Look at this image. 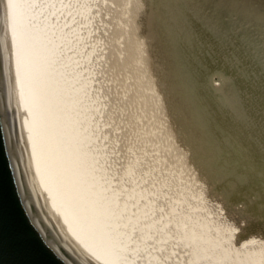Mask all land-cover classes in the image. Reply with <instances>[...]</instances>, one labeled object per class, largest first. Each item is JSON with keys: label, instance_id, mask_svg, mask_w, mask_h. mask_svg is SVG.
I'll use <instances>...</instances> for the list:
<instances>
[{"label": "rangeland", "instance_id": "rangeland-1", "mask_svg": "<svg viewBox=\"0 0 264 264\" xmlns=\"http://www.w3.org/2000/svg\"><path fill=\"white\" fill-rule=\"evenodd\" d=\"M88 4L80 17L83 25H88L85 26L88 34H73V40L76 42L80 36L79 41L85 47L89 39H95L96 56H100L84 71L86 80L82 87L87 89V98L81 99L78 95L75 99L79 100L78 108L99 106L95 113L79 109L90 117L89 128L80 126V132L97 130L100 143L104 144L99 147L103 157L96 160L103 159L105 163V159L113 158L114 164L118 160L114 167L117 178L107 182L113 193L107 200L114 211L102 213L107 219L104 223L113 220L118 211L116 221L125 214L130 215V221L120 224L128 238L142 235L145 229L152 234L151 226L149 230L140 221L142 217H138L137 209L132 210L137 207V199H141V204L145 207L147 204L148 216L155 215L157 220L156 215H160V223L164 220L160 224L163 239L152 242L146 236L154 251L166 254L160 255L163 264H174V259H181L184 264H203L202 261L205 264L220 261V264H264V38L250 25L238 24L236 31L231 25L238 15L216 0H88ZM132 85L145 89L136 90ZM160 105L163 106L160 108ZM176 105L183 115L171 112L178 110ZM69 107L73 112L77 108L76 105ZM167 130L168 138L162 140L166 144L160 142L158 150L154 141L143 142L160 131L166 136L163 133ZM107 134L115 136L113 142H107ZM161 145H165L167 152L160 155ZM193 158L199 159L197 165ZM201 179L205 180L201 182L204 189L192 197L195 188L199 190L197 183ZM131 180L135 183L133 186L129 185ZM169 197L173 198L172 211V203L167 202ZM129 199L132 201L127 203ZM150 202L154 205L149 207ZM131 221L134 223L129 226ZM167 227L172 231L166 232ZM181 238L186 241H179ZM173 248L174 255L170 257ZM196 248L198 254H195ZM114 249L111 253L115 262L120 263L124 260L122 256H129L125 248ZM226 249L234 250L233 254ZM135 252L133 255L138 254Z\"/></svg>", "mask_w": 264, "mask_h": 264}, {"label": "bare ground", "instance_id": "bare-ground-1", "mask_svg": "<svg viewBox=\"0 0 264 264\" xmlns=\"http://www.w3.org/2000/svg\"><path fill=\"white\" fill-rule=\"evenodd\" d=\"M88 5H89L88 0H0V38L3 48L5 63H6V80L10 93V101L12 103V107L15 113L16 126L18 129V137L21 145L20 148L23 154L25 171L30 186L31 188H33L35 197H37V200L39 201L40 206L42 207L43 214L48 220L50 226H52L53 229L56 232H58L60 237H62L63 241L67 244L69 248L79 253L87 262H89L90 264H163L160 261L161 258L160 255L166 256V254H164L163 251L161 252L159 250L154 251L153 250L154 248L149 246L151 245V243L148 240H146L147 239L146 236H149L152 239V242L153 239L156 240L158 238L159 240L160 238L163 239L164 233L161 229V226L164 220L163 222H161L162 223L161 224L160 215H156L157 220H154L155 215L148 216L150 214L145 212L147 208V204L146 207L144 206L143 203L141 204L142 202L141 199H137L136 202L137 207H134L132 210L137 209L136 211L139 214L138 217L139 218L142 217L140 221L144 222V226L146 227L151 226L152 234H150V232L148 233V230L145 229L144 232L142 231L143 232L142 235L139 234L141 235L140 240H138L139 235L137 234H136L137 236H135V234L133 235L134 237L133 239L131 236L128 238L126 236L128 234L126 233L124 234L125 231L124 232L122 231L121 229L122 226L120 227V224L122 221L123 222L130 221L129 219L130 215L125 214L124 218L123 216H121L122 219L119 221L117 220L118 221L117 222L115 217L118 215L117 214L118 211H116L117 213H114L113 220L111 221L109 220V222L104 223V221L107 219L106 216L102 215V213L105 211L106 214H109L110 212L114 211L110 207L112 204H110L109 201L107 200L113 194L110 192L111 185H109L110 183H108L107 185V182H110V180L113 181L115 180L114 178H117L116 177L117 171L114 170V167L116 164H118V160H116L115 162L116 164H114V162L111 163V160L113 158L111 159L107 158L106 160L105 157L104 158L105 163L103 162L104 161L103 159L102 162H100L101 160L100 161L96 160V157L98 159H101V157H103L102 156L103 153L100 151L99 147L103 146L104 144L102 145L100 143L101 142L100 135L98 134L97 130L91 131L89 129L88 132L87 130L84 133L80 132V128H81L80 126H82L81 129H83V127L85 129V128H89L88 125H90L87 123V120H89L90 118L87 117L88 113L83 114L82 112H80V110H83L85 108L86 110H89V112L92 111L93 113L96 109H99V106L94 108L95 106L91 105L93 106L92 108L90 107V105L89 106L83 105L84 106L82 107L83 109L78 108L79 100L77 101L75 99V97H78V95L81 97V99L82 97L83 98L86 97L87 89L86 87L85 88L82 87L83 82H85L86 80L84 79L85 68L88 69L90 64H92L91 62L92 61L95 62L97 58L100 56V55L98 57L96 56L95 49L97 48V42L96 41L94 42L95 39L93 41L89 39V42L85 47H83L82 46L83 43L79 41V37H80L79 35H78L79 37L76 36L77 37L76 42L75 40H73L75 39L74 38L75 34H79V33L83 35L88 34V32L85 33L88 28L85 26L88 25H83L84 21L82 22L81 21L82 18H80L81 14H83L82 10L85 8V6ZM73 14H76V16L78 17L73 16ZM81 40L83 41V39ZM126 84L128 85V81ZM132 86L135 87L136 90L145 89L144 87H138L139 85L138 86L132 85ZM174 99L176 98L174 97ZM94 102L95 104H98L96 98ZM69 105H76L77 108L74 107L76 109V110L74 109L75 112L72 111ZM162 106L160 105V108ZM177 108L178 110L175 109L176 111H174L172 109L173 111L171 112L174 115L176 114L183 115V112H181L180 107L177 106ZM95 120L97 121L99 119L96 118ZM158 134L159 135L157 136H151L150 138L145 139L143 142L149 143V140L154 141L155 149L158 150V146L160 145V142L162 143L163 138L166 139L168 138L169 131L168 130L166 132L164 131L163 134L166 136H163L161 131ZM107 136L109 135L107 134ZM114 137H115L114 135L113 137L109 136L107 142L109 143L113 142ZM171 140L169 139L170 141L169 143H172ZM162 144H166V143H162ZM82 146L83 147L86 146V149L85 148L82 149ZM138 146L141 147L142 144L141 145L139 144ZM164 146H162L163 147L162 150L160 149V155L162 152L163 154L167 152L166 150H164ZM196 160L198 161L199 159L197 158ZM196 160L194 159V163L197 165ZM119 162L121 166V161L119 160ZM106 164H108L110 168ZM130 164H131V159H130ZM126 165L128 169V163ZM122 167L127 171L125 166ZM134 170L136 171V169ZM126 171H124V173ZM103 174H109V176L104 178L105 175ZM120 178H122V176ZM202 181L205 182V180L202 179L200 180L199 183L196 182L197 184H199L198 185L199 190L195 188L193 194L191 193L192 197L196 196V193L201 194L200 192H202V190L204 189L203 183H201ZM134 184L135 183L132 180L129 182L130 186H133ZM159 191L160 188L158 192L156 191L158 194V198L160 197ZM154 196L156 197V195ZM169 198L170 199L167 202L172 203L171 206L173 207V201L171 200L173 198L171 197ZM153 199L154 201H156L155 198ZM131 201L132 200L129 199L128 202L127 200L124 202L130 203ZM157 201H159V199H157ZM150 203H151L150 205L148 203L149 207L154 205L152 204V202ZM169 203H167L168 206L170 205ZM190 205L191 204H189V206ZM203 208H201V210ZM172 209H174V207L171 208V211ZM127 211L130 212L131 214L130 208H128ZM171 211L169 212L171 213ZM178 211L177 212L174 211V212L176 214L177 213L179 214ZM193 215H195V213ZM170 216L173 215L170 214ZM212 218L209 221H212ZM166 220L168 219L166 218L165 221ZM101 221H103V223H101ZM259 221L261 222L262 220ZM133 223L134 221H131V224H129V226H132ZM172 223H174V221ZM190 223H193V221H191ZM253 224H255V222ZM208 226H210V224ZM172 227L173 229L175 228L174 225ZM194 227H196V225L193 226V229ZM221 227H219V229H221ZM128 228L129 227H127L126 229L128 230ZM216 228L218 229V227ZM181 229L185 230V228H181ZM256 229L257 228H255V231ZM198 230L200 232L199 228ZM165 231L166 232L172 231V229L167 227ZM219 232L221 233V230H219ZM165 235H169V233ZM190 236H192V234ZM199 236H203V234ZM185 237H188L187 234L185 235ZM204 237H205V233H204ZM226 238L225 241H227ZM254 238L255 237H253V239ZM182 240L183 239L181 238L179 241ZM229 240L230 239H228V241ZM184 241L186 240H183V242ZM201 241H203V239ZM195 243H197L196 239H195ZM256 244L257 243H255V246ZM230 245L232 246V243ZM114 247L116 249L120 248L121 250L125 248L124 251L129 253L128 257L122 256L125 261L122 260V262L120 263H118V261L115 262L116 260L112 258V253H111L112 250L115 252ZM221 247L224 246L221 245ZM191 248L192 250L194 249L193 247ZM214 248H219V246ZM177 250L178 249H176L175 252H177ZM133 251H136L138 254L133 255L132 253ZM188 251L190 252V249ZM226 251L229 252L227 249ZM196 252L197 253L195 254H198L199 251L197 250ZM233 252L234 250H230L229 253L233 254ZM171 253L172 254L169 256L173 257L174 248ZM191 255L192 254H189V256ZM212 255H214L215 257V254ZM114 256L116 257L117 255H115L114 253ZM219 256L221 257V255ZM220 257H218V259ZM191 258L190 259L187 258V259L192 260ZM201 259L202 258H200V260ZM206 259L209 262L208 257ZM197 260L199 261V259ZM237 260L239 261V259ZM181 261H182L181 259L179 260L174 259L173 263L184 264V262L181 263ZM201 263L205 264L203 261ZM220 263L221 261L219 262V264ZM239 263L242 264L241 262ZM186 264L189 263L187 262Z\"/></svg>", "mask_w": 264, "mask_h": 264}, {"label": "water", "instance_id": "water-1", "mask_svg": "<svg viewBox=\"0 0 264 264\" xmlns=\"http://www.w3.org/2000/svg\"><path fill=\"white\" fill-rule=\"evenodd\" d=\"M264 38V0H216ZM241 22V23H240ZM0 38V264H90L48 223L25 171Z\"/></svg>", "mask_w": 264, "mask_h": 264}]
</instances>
